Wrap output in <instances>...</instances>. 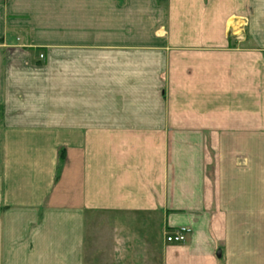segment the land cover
I'll use <instances>...</instances> for the list:
<instances>
[{
    "label": "crops",
    "instance_id": "crops-1",
    "mask_svg": "<svg viewBox=\"0 0 264 264\" xmlns=\"http://www.w3.org/2000/svg\"><path fill=\"white\" fill-rule=\"evenodd\" d=\"M0 4V264H264V0Z\"/></svg>",
    "mask_w": 264,
    "mask_h": 264
},
{
    "label": "built area",
    "instance_id": "built-area-1",
    "mask_svg": "<svg viewBox=\"0 0 264 264\" xmlns=\"http://www.w3.org/2000/svg\"><path fill=\"white\" fill-rule=\"evenodd\" d=\"M239 26H243V22L241 21V24ZM190 233V230L187 228H179L177 230H174L172 232L166 233L164 235V240L166 243H182L185 240V237L187 234Z\"/></svg>",
    "mask_w": 264,
    "mask_h": 264
},
{
    "label": "rangeland",
    "instance_id": "rangeland-1",
    "mask_svg": "<svg viewBox=\"0 0 264 264\" xmlns=\"http://www.w3.org/2000/svg\"><path fill=\"white\" fill-rule=\"evenodd\" d=\"M0 3H2V0H0ZM239 24H241V21L240 20L238 21V18L237 19L232 18L230 20V23L228 26L229 35L233 36L234 38H237V39L240 38L243 34H245V32H241L242 27L239 26ZM9 38H10V36H9ZM13 39H15V38L13 37Z\"/></svg>",
    "mask_w": 264,
    "mask_h": 264
},
{
    "label": "trees",
    "instance_id": "trees-1",
    "mask_svg": "<svg viewBox=\"0 0 264 264\" xmlns=\"http://www.w3.org/2000/svg\"><path fill=\"white\" fill-rule=\"evenodd\" d=\"M159 2L162 3V4H164L166 2V0H159ZM63 155H64V152L62 151L61 154H60V162H62L63 159H64V156Z\"/></svg>",
    "mask_w": 264,
    "mask_h": 264
}]
</instances>
